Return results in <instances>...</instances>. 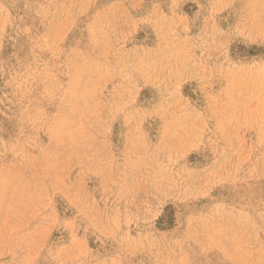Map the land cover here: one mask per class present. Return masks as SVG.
Masks as SVG:
<instances>
[{"label":"rangeland","instance_id":"1","mask_svg":"<svg viewBox=\"0 0 264 264\" xmlns=\"http://www.w3.org/2000/svg\"><path fill=\"white\" fill-rule=\"evenodd\" d=\"M0 264H264V0H0Z\"/></svg>","mask_w":264,"mask_h":264}]
</instances>
